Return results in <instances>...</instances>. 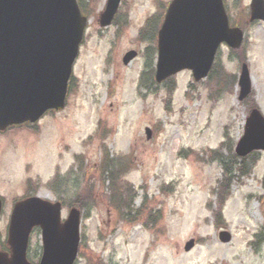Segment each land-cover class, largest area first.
<instances>
[{
  "label": "rangeland",
  "instance_id": "obj_1",
  "mask_svg": "<svg viewBox=\"0 0 264 264\" xmlns=\"http://www.w3.org/2000/svg\"><path fill=\"white\" fill-rule=\"evenodd\" d=\"M169 1L124 0L121 28L100 26L107 0L86 1L90 19L67 107L35 126L0 133L3 245L13 206L32 179L38 186L33 194L64 201L63 219L79 195L98 192L97 207L83 213L76 264H264V151L246 161L245 171L237 160L228 188L222 183L224 159L215 158L232 157L252 107L264 113V21L249 22L252 0H225L232 23L246 30L240 49H219L216 63L228 84L220 88L216 77L196 83L184 70L172 78L173 91L165 83L150 92L140 86L150 46L140 37L151 17L163 18ZM130 50L138 56L125 65ZM243 63L253 90L240 101ZM106 157L125 172L115 179L120 190L135 191L134 208L141 207L137 222L124 220L111 205L102 170ZM223 229L232 234L228 243L219 239ZM192 238L196 247L186 252ZM42 253V233L36 229L31 262L37 264Z\"/></svg>",
  "mask_w": 264,
  "mask_h": 264
},
{
  "label": "water",
  "instance_id": "obj_2",
  "mask_svg": "<svg viewBox=\"0 0 264 264\" xmlns=\"http://www.w3.org/2000/svg\"><path fill=\"white\" fill-rule=\"evenodd\" d=\"M122 0H108L101 25H110ZM251 20H264V0H253ZM87 17L76 0H0V130L38 121L48 110L65 107L68 82L79 54ZM244 33L231 27L223 0H173L158 37L156 81L163 83L183 70L196 81L206 78L219 46L239 48ZM137 57L130 51L129 64ZM240 100L252 91L247 64L239 78ZM148 138L152 131L147 129ZM264 150V115L254 109L248 118L237 154L246 157ZM2 201L0 199V214ZM81 212L73 208L62 223L61 202L40 197L14 206L8 243L12 254L0 251V264H31L27 249L32 230L41 227L44 251L40 264H74L80 243ZM232 236L220 233L223 242ZM195 240L185 250L190 251Z\"/></svg>",
  "mask_w": 264,
  "mask_h": 264
},
{
  "label": "trees",
  "instance_id": "obj_3",
  "mask_svg": "<svg viewBox=\"0 0 264 264\" xmlns=\"http://www.w3.org/2000/svg\"><path fill=\"white\" fill-rule=\"evenodd\" d=\"M86 0H81V2L85 3ZM84 7H87V5ZM86 13H88L86 11ZM157 20V19H156ZM155 22H153V20H150L148 23V27L146 29V31H143L142 34H149V32L152 31H156V29L154 28ZM154 52L155 49L152 46H150L147 49V53H146V58L147 61L150 60V62H147L146 64V69L144 70V72L142 73V77H141V85L147 89H149L150 91L156 92L157 90V86L155 79H154V69H153V65H152V61L154 59ZM220 64L215 63L212 72L210 73L209 78H217L218 83H220V88L221 85L224 86L226 84H228V75L222 76V73L219 72V68H220ZM151 74L150 78L148 79V75ZM172 83V85H171ZM166 85L168 86V89L173 91L174 88L176 86H174V81L173 79H169L166 82ZM73 86V85H72ZM71 86V88H72ZM108 152V150H107ZM232 157L230 159L228 158H221L220 155H217L215 158L219 159V160H223V166L225 169V175H224V179L225 181H222V183L224 182V186L226 188H228V185H230V180H232L231 176L232 173L234 171V166L237 164V156L234 154L233 150L230 151ZM109 154V152H108ZM108 157H106L105 159L103 158V173L107 175L106 179L109 181V194H110V201H111V205L113 208H115L116 210H118L120 212V214L123 215V219L127 220L128 222H137L140 218V209H135L134 208V199H133V195H135V191L131 192V190H126L125 186L123 187V191L120 190L119 187V183H117L115 181V179H121L122 175H123V170L122 167L120 169H117L119 167V165L113 163V160H109ZM231 160V161H230ZM248 159H242V161L240 162V167L239 169H241L242 171H245L247 169V164L246 161ZM232 162V163H230ZM125 173V172H124ZM31 184H33V182L31 180H29V188H31ZM34 190H37L36 187H34ZM221 199L223 200V196L221 195ZM99 202V196L98 193L95 192V190L89 189L85 194L79 195L76 200H75V204L76 206L84 209L86 207L88 208H92L95 207ZM145 203V202H144ZM152 220V218H149L148 221L150 222ZM147 222V219H146Z\"/></svg>",
  "mask_w": 264,
  "mask_h": 264
}]
</instances>
